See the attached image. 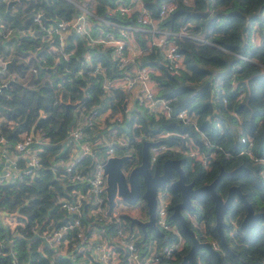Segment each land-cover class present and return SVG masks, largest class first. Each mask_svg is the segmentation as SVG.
Listing matches in <instances>:
<instances>
[{
  "label": "trees",
  "instance_id": "1",
  "mask_svg": "<svg viewBox=\"0 0 264 264\" xmlns=\"http://www.w3.org/2000/svg\"><path fill=\"white\" fill-rule=\"evenodd\" d=\"M83 1L16 0L10 5L0 2L4 23L0 30V57L9 60L15 57L16 62L22 63L20 70L13 66L0 72V84L9 82L0 92V138L3 137L9 147L27 130L38 131L42 133L41 138L47 139L40 141V167L33 177L23 174L21 178L0 180V209H16L20 221L14 229L0 221V264H88L91 257L85 240L81 242L76 238L66 254H59L31 231L35 221L43 223L51 217L56 220L58 196L74 186L62 184L58 171L60 166L56 163L69 155L64 140L76 122L79 110L83 106H93L99 111L111 107L112 112H116L122 110L125 97L119 89H113L109 95H101L100 78L90 74V67L85 62V55L89 53L93 64L100 62L107 75H117L116 62L109 53L111 47L85 46L78 34H71L66 49H73L72 53L66 60L59 58L55 61L50 42L41 39V27L34 21L37 13L41 14L42 24L48 25L79 12L76 3ZM116 1L128 3L129 0H88L93 12L89 18L93 35L98 34L100 28L115 35L120 33L119 26L108 25L102 19L141 26L136 22L134 12L126 16L118 10L113 11ZM166 1H174L176 8L158 26L177 31L186 25L185 35H167L184 54L185 66L179 74L165 70L156 47L148 50L146 31L136 29L131 32L143 51L136 57L137 62L159 69L158 74L152 75L157 83V95L175 98L171 103V114L155 117L142 109L130 119L113 124L116 134H121L124 124L128 127L130 139L134 136L153 138L161 130H170L175 134L162 139L167 145H184L185 138L180 134L188 133L203 147L205 138L210 143L209 148L216 152L210 168L203 169L195 164L191 169L186 155L171 151L161 153L154 166L160 167L167 158H180L187 181L193 179L195 186L209 183L221 168L227 171L236 168L232 174L220 178L216 191L224 198L229 186L236 184L254 211H264V180L260 174L264 168V0H143V3L151 15L156 16L160 4ZM59 93L62 101L57 100ZM66 99L69 102H65ZM179 108L193 112L194 121L184 123L177 118L175 113ZM104 122L102 128L83 126L86 139L110 136L107 117ZM133 123L136 126L132 127ZM243 136L251 139L254 155L263 161H254L243 151L248 145V142L241 141ZM133 145L134 152L131 151V159L124 164L125 168L140 161L142 142ZM117 148L118 153L126 149ZM164 187L171 194L170 215L173 204L180 201L181 196L178 190L167 184ZM233 200L224 216L236 219L237 229L233 239L229 240L228 224L224 220L227 247L221 244L213 227L214 200L208 193L192 201L193 210H182L185 217L188 213L194 214L196 224L202 226L196 229L189 223L198 239L217 243L218 257L200 248L193 256V264H264V219H258L248 230L243 229L240 221L245 214V206L237 196ZM145 208L147 213L146 204ZM120 218L109 222L104 234L112 235L117 228L132 227L128 216L122 214ZM171 220L184 236L185 246L175 258H161L156 264H179L189 250L190 238L175 218ZM93 222L87 223L86 236L103 227L102 222ZM151 234L159 245L176 238L174 233L163 236L147 227L146 236ZM95 243L89 242V246ZM81 245L85 246L83 251L87 257L77 249ZM92 261L97 264L94 259Z\"/></svg>",
  "mask_w": 264,
  "mask_h": 264
},
{
  "label": "built area",
  "instance_id": "2",
  "mask_svg": "<svg viewBox=\"0 0 264 264\" xmlns=\"http://www.w3.org/2000/svg\"><path fill=\"white\" fill-rule=\"evenodd\" d=\"M1 1L9 2L10 0ZM76 4L79 12L69 18H61L48 25L42 24L41 14L37 13L34 16V21L41 27V39L50 42L49 45L53 49L52 57L55 61L59 58L66 60L72 53L73 49H66L71 34H78L85 46L101 45L102 48L111 47L109 53L112 60L116 62L117 75H107L100 62L93 64L90 61L89 53L85 55V62L90 67V74L100 78L98 80L101 95H109L113 89H119L124 92L125 97L122 103V110H117L116 112H112L111 107H107L104 111H99L93 106H83L79 110L76 122L69 128L64 140V146L68 150L69 155L65 160H60L56 163L57 166H60L58 171L62 184L74 186L70 189L67 188L62 195L58 196L55 207L56 220L51 217L47 221H43V223L35 221L31 226V231L36 236H40L47 245L55 248L59 254H66L69 246L75 242L76 238H80L81 242L85 240L87 242L85 245L86 249H90L91 254L88 264H94L92 259L97 264H156L161 258L173 259L177 252L185 246L186 240L179 233L177 224L170 218L168 205L171 194L166 187H159L156 191L154 224L163 236L166 233H174L176 238L159 245L152 234L147 237L136 223L129 229L117 228L112 235L104 234L105 227L109 222L120 220L122 214H125L128 218L133 216L124 213L123 209L127 204L118 195L114 196V204L109 209L106 191L107 181L103 163L107 158L119 155L117 147L123 148L129 145V148H127L129 151L124 149L120 155H131L133 144L144 140L154 142L149 146L148 159L150 167L154 166L156 159L161 153L171 151L186 155L190 159L191 169L194 168L195 164L207 169L210 168L216 152L209 148L210 143L208 140L203 139L202 147L188 133L180 134V136L185 138L184 145H167L162 142L163 138L175 134V132L170 130H161L153 138L134 136L130 139L128 127L122 124L121 134H116V128L113 124L121 123L127 118L130 119L142 109H145L155 117L160 115L170 116L171 103L175 98L157 95V83L152 75L158 74L159 69L150 64L140 65L137 62L136 57L143 51L139 47L135 49L133 43H131L132 29L130 25L102 19L108 25L119 26L120 33L115 35L111 31L100 28L99 33L93 35L89 23V18L93 16L90 8L91 3L88 0H84ZM175 8L176 3L174 1L162 2L157 10V15L152 16L144 5L143 0H129L128 3L116 1L114 9H112L113 11L118 10L126 16H129L132 12L135 13L136 22L146 28L144 31H146L148 38V50L151 47H156L159 50L163 59V66L170 74H179L183 70L185 63L184 54L178 50L173 40L167 38V35H185L186 25L181 26L177 31H170L160 28L158 23L173 12ZM3 26L4 23L0 14V30ZM27 32L32 33L31 30ZM8 61L9 59L0 57V72L5 70ZM31 70L36 71L35 68ZM78 72L81 73V69ZM5 85V83L0 84V92ZM82 95H85V93ZM57 100H63L61 93L57 95ZM114 100L112 99L111 101ZM65 102H69V99H66ZM77 102L79 103V100ZM175 115L184 123H191L195 119L193 112L187 108H179ZM80 117H82L83 122L80 121ZM106 117L109 121L108 126L109 128L111 127V135L108 140L105 137L103 139L101 137L86 139V134L82 127L100 128L97 126L101 122V125H104ZM131 126H136V123ZM41 135L42 133L38 131H24L21 139L14 142L12 147L7 146L3 137L0 138V180L8 181L16 177L21 178L23 174L33 177L36 174V170L40 167L39 144L40 141L47 140L46 138H41ZM241 141L248 142L247 147L243 151L252 160L263 161L262 158L254 155L252 141L249 137L243 136ZM131 167L128 166L126 167L127 169L124 167L123 171L127 173ZM260 174L264 180V168L260 170ZM18 215L19 213L16 209L11 211L0 209V221L11 229H14L20 223ZM228 216H224V220L228 224L227 237L232 240L236 233L237 221ZM136 218L141 219L140 217ZM185 218L188 225L190 223L196 229L202 228L201 225L196 224L194 214L188 213ZM95 220L102 222L103 227H100L99 231H94L89 236H86L84 232L85 228L88 227L87 223L90 221L94 223L93 221ZM201 241L206 240L201 239ZM89 242L96 243L91 247ZM210 243L213 248H217L215 241ZM85 246L77 247L79 252H82L83 257H87L83 251Z\"/></svg>",
  "mask_w": 264,
  "mask_h": 264
},
{
  "label": "water",
  "instance_id": "3",
  "mask_svg": "<svg viewBox=\"0 0 264 264\" xmlns=\"http://www.w3.org/2000/svg\"><path fill=\"white\" fill-rule=\"evenodd\" d=\"M14 2L15 1L12 0L9 1L8 4L10 5ZM21 65V62H16L15 57H12L6 63L7 68L14 66L19 70ZM8 84L9 82L6 85ZM153 143L154 142L150 140L142 141L140 161L133 165L127 173L123 171V165L131 158V155L112 156L104 161L103 170L107 181L106 191L108 207L111 209L113 206L115 195L120 196L127 204H135L139 196H141L146 202L147 219L141 220L136 217H129L130 224H138L144 234H146L147 227H150L156 233L161 234L154 224L156 191L159 187H164L166 184L171 189L179 190L181 200L173 204L170 217L175 218L178 221L181 229L191 240L189 250L183 255L179 264H193V256L200 248H205L208 252L213 253L218 257V252L213 248L211 243L199 240L193 229L187 223L182 209L193 210L194 205L191 200H194L205 193H208L212 197L214 200L215 214V223L213 227L217 231L221 244L225 247H227V244L223 232V226L225 225L224 214L230 208L235 196L239 198L246 208V212L240 221V226L243 229L248 230L258 219H264V211H254L250 202L246 199L245 194L240 190L238 185H230L224 198L216 191V185L220 178L223 175L232 174L236 168L230 171L221 168L209 183L194 186L193 181L186 182V175L181 167L180 158L165 159L162 164L161 173H159L157 169L153 172L150 170L148 159L149 146ZM173 169L177 172V178L171 180L173 177ZM140 175L145 184V189L141 195L139 194L138 183V176Z\"/></svg>",
  "mask_w": 264,
  "mask_h": 264
},
{
  "label": "rangeland",
  "instance_id": "4",
  "mask_svg": "<svg viewBox=\"0 0 264 264\" xmlns=\"http://www.w3.org/2000/svg\"><path fill=\"white\" fill-rule=\"evenodd\" d=\"M136 48H137V46L135 47V49ZM12 75L16 76V73H13ZM80 121L83 122L82 117H80ZM104 137L107 138V140L109 138V136H107V135H105ZM101 138L103 139V136ZM127 140L129 141L128 138H127ZM124 148H126L125 151H129V150H127V148H129V145H128V147L124 146ZM132 151L134 152V149H132ZM123 169H124V167H123ZM125 169H127V168H125ZM123 211H124V213H127L128 215H131L133 217H140L143 220L147 219V213H146V208H145V202L144 201H137L135 204H127V206L124 207Z\"/></svg>",
  "mask_w": 264,
  "mask_h": 264
},
{
  "label": "flooded vegetation",
  "instance_id": "5",
  "mask_svg": "<svg viewBox=\"0 0 264 264\" xmlns=\"http://www.w3.org/2000/svg\"><path fill=\"white\" fill-rule=\"evenodd\" d=\"M165 160H163V162H164ZM163 162H162V164H163ZM139 163V162H138ZM137 164V163H136ZM162 164H161V166L160 167H157V166H154V168H153V170L151 169V167H150V170L153 172V171H155L156 169L159 171V173H161L162 172ZM185 173V172H184ZM172 175H173V177H172V179L171 180H174V179H176L177 178V172L173 169L172 170ZM186 175V174H185ZM189 181H193L194 182V180L193 179H191V180H189ZM189 181H187V176H186V182H189ZM138 183H139V194L141 195L142 193H143V191H144V189H145V184L143 183V180H142V176L140 175V176H138ZM195 186V185H194ZM175 190H177V189H175ZM179 191V190H178ZM180 193V192H179ZM137 201H144L145 202V200L141 197V196H139V198H138V200ZM193 200H191V202H192ZM234 201V200H233ZM145 204H146V202H145ZM232 205V204H231ZM231 207V206H230ZM246 209V208H245ZM183 210V209H182ZM246 212V211H245Z\"/></svg>",
  "mask_w": 264,
  "mask_h": 264
},
{
  "label": "crops",
  "instance_id": "6",
  "mask_svg": "<svg viewBox=\"0 0 264 264\" xmlns=\"http://www.w3.org/2000/svg\"><path fill=\"white\" fill-rule=\"evenodd\" d=\"M128 1V0H127ZM130 27H131V29L132 30H136V29H138V30H145L146 28L145 27H143V26H139V27H137V26H133V25H131L130 24ZM130 41H131V43H133V46L134 47H138V45H137V43H136V40H135V37L133 36V34L131 33V39H130ZM159 72V71H158ZM102 124V122L101 123H99V125L97 126V127H100V128H102L104 125H101ZM101 125V126H100ZM123 152V151H122ZM122 152L121 153H119V155L120 154H122Z\"/></svg>",
  "mask_w": 264,
  "mask_h": 264
},
{
  "label": "clouds",
  "instance_id": "7",
  "mask_svg": "<svg viewBox=\"0 0 264 264\" xmlns=\"http://www.w3.org/2000/svg\"><path fill=\"white\" fill-rule=\"evenodd\" d=\"M255 40H257V38L255 39ZM174 158V157H173ZM131 159V158H130ZM127 204V203H126ZM148 216V215H147ZM206 241H208V240H206ZM209 242V241H208Z\"/></svg>",
  "mask_w": 264,
  "mask_h": 264
}]
</instances>
